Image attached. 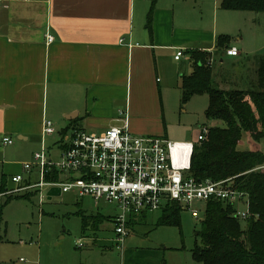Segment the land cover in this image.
<instances>
[{
  "label": "crops",
  "instance_id": "1",
  "mask_svg": "<svg viewBox=\"0 0 264 264\" xmlns=\"http://www.w3.org/2000/svg\"><path fill=\"white\" fill-rule=\"evenodd\" d=\"M185 2L156 0L148 26L151 0H0V142L9 137L31 143L35 146L33 153L42 140L48 146L42 136L45 119L63 128L58 136H68L69 129L81 126L102 132L126 125L134 134L168 139L163 125L167 119L163 91L180 88L181 77L192 72L186 51L210 52L211 62L215 54L228 58L240 55L239 50L236 56L226 55L224 48L216 51L215 22L212 28L204 26L201 16L185 9ZM219 3L214 7L215 14L222 10ZM46 35L53 37L51 43ZM231 47L237 48L235 44ZM178 50L183 54L176 60ZM167 54H173L175 78L173 72L166 73L159 66ZM182 60L186 61L184 65ZM257 66L258 59L254 76ZM218 88L247 91L222 84ZM195 96L199 95L191 98ZM120 111L125 114L119 115ZM59 138L53 153L59 152ZM170 141L174 142L169 153L171 163L185 173L192 146L199 141L183 142L186 149ZM155 212L160 215L151 224L148 215L154 212L131 218L123 243L128 245L131 232L135 233L133 229L140 224L152 236L164 230L160 239L153 236L156 241L151 238L143 248L124 247L115 233L101 237L93 232L91 244L103 241L106 244L100 248L111 252L102 251L93 263H85L92 251L81 252L84 258L79 256L78 264H190V252L179 241L168 244L166 239L177 227L158 226L162 211ZM85 226L82 224L83 229ZM80 248L90 249L84 243ZM113 248L120 252L115 253ZM107 255L109 260H104ZM191 258L192 264H201L192 254Z\"/></svg>",
  "mask_w": 264,
  "mask_h": 264
},
{
  "label": "rangeland",
  "instance_id": "2",
  "mask_svg": "<svg viewBox=\"0 0 264 264\" xmlns=\"http://www.w3.org/2000/svg\"><path fill=\"white\" fill-rule=\"evenodd\" d=\"M217 1L219 2V0H187L185 2L187 3L185 9L201 16L204 26L208 24V28H212L215 22L216 37L225 35L229 39L228 45L235 44L237 51L240 52V55L235 58H228L225 54H215L214 61L207 60L206 64L212 67L214 85L218 87L222 84L232 88L255 90L256 76L253 73V66L259 57L264 56V13L218 9L215 14L214 7ZM221 58H223L222 63ZM172 59L173 54H167L160 61L159 66L166 73L173 72L175 78L177 74L173 70L175 65ZM185 62L182 60L181 65ZM163 98L167 118L163 122L164 130L168 139L179 142L180 149H186V145L182 143L187 140L197 141L199 126L225 127L223 121L209 120L205 117L206 98H208L205 94L195 96L182 104L180 88H169L168 92L163 91ZM53 128L56 133L45 139L47 147L50 148L54 146V142L59 137L57 133L63 129L54 127V125ZM73 130H83L89 133L101 131L81 126L69 129L68 133L70 134ZM34 147L31 143L23 144L15 138H13L12 145L6 146L0 142V186H6V188L12 186L10 175L22 171L21 163L32 160L31 154ZM251 147L253 143L251 144L248 135L243 133L238 149L247 150ZM258 148L264 152V138L258 144ZM184 166L188 169L187 165ZM7 198H0V202H4ZM202 206L201 204L199 208L201 216L198 219L191 217L189 212H181L180 230L177 228L171 230L173 233H168L166 237L168 244L179 241V245L183 246L186 252H190V264H192L191 250L195 244H200L196 232L200 229V220L203 217ZM236 208L245 210L246 207L245 204L238 203ZM115 213V207L103 201L95 205L91 199L80 198L74 193L52 196L49 200L46 198L42 204L39 202L38 195L30 199L12 198L7 201L2 210L0 264H78L79 256L83 259L82 255L88 254L87 251H92V255L85 263L97 262L96 256L99 253L102 251L110 253L111 251L100 248L106 244L103 241L92 245L90 241L92 233L95 232L101 237L114 235L113 223L109 219L103 220L96 224L93 230L92 221H89L83 229L80 214L91 217L100 215L108 218ZM159 215L158 212L150 213L148 215L149 224L154 223ZM138 226L133 229L135 233L131 232L132 237L128 245L125 242L121 243L122 246L143 248L142 246L151 242V238L153 241L160 239L161 231H164L154 232L155 239L151 234L145 233L148 231L145 225ZM80 238L82 243L89 245L90 249L77 247V241ZM113 249L115 253L120 252V250ZM108 255L104 260H109Z\"/></svg>",
  "mask_w": 264,
  "mask_h": 264
},
{
  "label": "built area",
  "instance_id": "3",
  "mask_svg": "<svg viewBox=\"0 0 264 264\" xmlns=\"http://www.w3.org/2000/svg\"><path fill=\"white\" fill-rule=\"evenodd\" d=\"M46 39L48 43L53 41L51 35H46ZM225 52L229 56L238 54L234 47ZM182 54L178 50L174 58L178 60ZM124 114V111L119 112V115ZM207 130L204 126L199 127L197 141L205 139ZM54 133L52 122L45 119L43 139ZM59 136L58 154L42 140L32 160L22 163V174L10 177L14 185L0 191V198L35 192L42 204L47 191L58 187L61 194L87 197L95 205L103 201L116 209L111 220L119 244L128 234L131 218L162 211L165 207L175 206L198 219L201 204L204 214V206L210 200L241 202L245 204V210L235 208L234 215L240 219L248 216V196L232 186V178L198 180L175 168L169 154L173 141L134 134L126 125L109 127L100 133L73 130L68 136ZM2 143L12 145L13 140L4 137ZM256 169L264 173V165ZM82 246L79 239L77 247Z\"/></svg>",
  "mask_w": 264,
  "mask_h": 264
},
{
  "label": "trees",
  "instance_id": "4",
  "mask_svg": "<svg viewBox=\"0 0 264 264\" xmlns=\"http://www.w3.org/2000/svg\"><path fill=\"white\" fill-rule=\"evenodd\" d=\"M156 0H151L148 26ZM219 7L230 11L264 13V0H220ZM225 35L216 37V51L229 47ZM192 72L180 81L181 102L205 94L207 119H219L225 127H207L203 141L193 144L189 167L185 173L195 179L214 181L232 178V186L248 196V216L234 215L233 203L210 200L204 206L200 229L196 236L200 244L191 250L194 260L201 264H264V173L256 169L264 165V154L258 148L264 137V56L258 58L255 90H222L214 85L212 67L206 64L212 53L188 50ZM246 133L253 147L239 150L242 134ZM4 186H0V191ZM35 192L10 195L0 202L2 210L7 201L16 197L30 199ZM180 213L175 207H165L158 226H173L180 230ZM82 224L92 226L103 221L102 216L81 215ZM1 242V237H0Z\"/></svg>",
  "mask_w": 264,
  "mask_h": 264
},
{
  "label": "water",
  "instance_id": "5",
  "mask_svg": "<svg viewBox=\"0 0 264 264\" xmlns=\"http://www.w3.org/2000/svg\"><path fill=\"white\" fill-rule=\"evenodd\" d=\"M61 193H60V189L58 187H53V188H50L46 195H47V199L49 200L52 196H59Z\"/></svg>",
  "mask_w": 264,
  "mask_h": 264
}]
</instances>
